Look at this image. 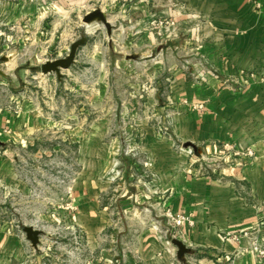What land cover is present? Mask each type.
<instances>
[{
  "label": "crops",
  "instance_id": "1",
  "mask_svg": "<svg viewBox=\"0 0 264 264\" xmlns=\"http://www.w3.org/2000/svg\"><path fill=\"white\" fill-rule=\"evenodd\" d=\"M43 1L50 6L40 3L34 7L37 20L48 15L60 16L64 11H81L86 15L100 6L116 27L109 35L99 23L84 25L88 41L79 49L75 63L99 68L106 76L111 54H117L118 69L133 71L141 67L140 58L153 57L150 64L157 68L160 61L155 59L178 55L193 57L189 70L196 69L193 73L201 75L194 80L181 77L171 85V99L162 101L165 114L170 107L177 112L173 115V138L159 137L150 125L162 114L158 106L153 111L159 113L126 115L121 112V100L117 103V119L145 123L136 135L142 138L139 152L146 155V160L139 163L129 159L122 165L126 189L123 212H133L132 220L145 215L149 221L141 229H117L116 233L125 235L136 230L135 245L127 255L119 253L115 260L104 257L100 264H264L248 250L247 240L232 238L234 233L253 229L264 221V0ZM22 3L27 4L28 0ZM61 21L64 20H55ZM55 44L50 42L48 52H53ZM131 55L136 58L128 59ZM170 68L175 70L174 66ZM182 68L188 66L182 64ZM63 73L66 74L65 70ZM200 103L205 106L203 109L193 108ZM86 107L85 121H92L93 111H88L93 108L91 99L86 100ZM136 108L134 102L132 109ZM38 111L29 105L20 113L0 108V136L6 141H41L47 132L45 117ZM109 115L108 110H102L101 116L91 122L87 137H105L108 125L104 123L110 121ZM174 138L198 146L202 158L215 154V160L224 159L222 147L226 144L242 151L251 147L254 155L226 156L224 162L213 164L214 174L200 175L207 164L179 158ZM4 166L6 172H11L9 163L1 162L0 168ZM111 166L102 164V170L109 171ZM89 168L93 167L85 169ZM85 174L79 208L80 217L85 219L82 230L92 239L115 229H106L108 206L103 204L100 193L105 176L100 183L90 177L93 173L87 170ZM126 179L133 182L129 184ZM128 185L136 187V192L133 189L128 193ZM139 203L146 205L136 209L134 204ZM169 209L173 214L192 217L194 223L168 229L172 224ZM156 218L167 224L162 226L161 222L159 228ZM99 220L101 229H93L94 222ZM169 230L180 232L179 240L189 253L197 251L199 257L195 261L188 258L183 263L162 252L163 246H167L163 235ZM16 232L9 221H0V251L12 252L20 246L24 257V250L34 244L28 238L15 239Z\"/></svg>",
  "mask_w": 264,
  "mask_h": 264
},
{
  "label": "rangeland",
  "instance_id": "2",
  "mask_svg": "<svg viewBox=\"0 0 264 264\" xmlns=\"http://www.w3.org/2000/svg\"><path fill=\"white\" fill-rule=\"evenodd\" d=\"M22 1L0 0V70L3 73L0 74V108L20 113L29 105L36 112L39 110L38 113L45 117L47 136L30 143L21 138L6 141L0 136V163L7 162L12 167L11 172H6L5 166L0 168V221L7 220L16 229L15 239L26 241L25 224L40 231V239L36 246L24 250V257L20 246L12 252L0 251V264H100L104 257L115 260L119 253L127 255L130 252L138 236L136 230L128 235L118 234L116 230L141 229L147 225V219L149 221L145 215L132 220L133 212H123L122 200L126 189L122 165L129 159L139 163L146 160V155L139 152L143 147L142 138L136 135L145 123L117 119V103L121 100V112L126 115L159 113L156 109L153 111L158 106L162 114H158L157 120L155 118L150 125L159 137L171 138L173 115L177 112L170 107L169 113L165 114L161 108L164 106L162 101L171 99V85L181 77L194 80L201 75L193 73L196 69L189 70L193 57L174 55L155 59L160 61V68L151 66L153 57L140 58L141 67L133 71L115 66L117 54H111L106 76L99 68L91 69L81 62L70 67L72 71L66 69L61 79L56 73L43 74L41 64L65 57L72 42L86 35L84 25L89 24L84 23L85 14L81 11H64L60 16L48 15L37 20L34 7L40 3L50 6L48 2L28 0L25 4ZM96 8L103 10L100 6ZM57 19L65 22H55ZM95 23H99L107 33L102 22ZM98 36L101 38L103 35L99 32ZM50 42L56 43L53 52H48ZM182 64L188 68L183 70ZM171 66L175 70H171ZM87 99L93 101L92 110H88L93 111L92 121L101 116L102 110L109 111L110 121L104 123L108 125V134L103 138L86 135L91 132L92 122L85 121ZM134 102L136 109H132ZM204 107L201 103L193 106L197 110ZM95 124L102 125L99 122ZM174 139V150L179 158H189L195 164H207L200 175L214 174V163L224 162L229 155L244 157L235 152L248 149L237 150L226 144L222 147L224 159L215 160V154L202 158L198 146ZM182 149H185L183 156ZM106 163L112 165L109 171L102 170V164ZM87 166L93 168L85 169ZM87 170L93 173L88 175L100 183L102 175L106 177L108 174V179L103 178L106 182L100 193L103 194V204L108 206L106 229H115L111 230L113 233L95 235L92 239L87 238L82 230L85 219L80 217L79 208ZM127 189L128 193L133 189L136 192L132 185ZM134 205L136 209H143L146 204ZM157 219L159 228L161 222L162 226L167 224L165 220ZM100 220L94 222L93 229H101ZM170 221L172 224H168V229H181L171 218ZM163 236L167 246H163L162 252L168 253L173 260L179 259L184 263L188 258L195 261L199 257L197 251L189 253V250L182 256L179 246L173 243L174 239H179V231L169 230Z\"/></svg>",
  "mask_w": 264,
  "mask_h": 264
},
{
  "label": "water",
  "instance_id": "3",
  "mask_svg": "<svg viewBox=\"0 0 264 264\" xmlns=\"http://www.w3.org/2000/svg\"><path fill=\"white\" fill-rule=\"evenodd\" d=\"M83 21L85 24H93L94 22H102L107 29L109 35L112 34L113 25L110 23L107 14L96 8L93 11L87 13ZM88 41L87 35H82L79 39L72 42L69 52L65 57H59L52 60H46L41 64V71L43 74L56 73L58 78L61 79L63 76V70L69 69L76 62V57L79 49L84 46ZM136 56L131 55L128 59H135ZM0 74H3L0 70ZM24 231L27 235V238L36 246L39 243L40 231L35 229L33 226H25ZM173 243L179 246L180 250L183 253H186L187 248L184 246L183 242L179 239H174Z\"/></svg>",
  "mask_w": 264,
  "mask_h": 264
},
{
  "label": "built area",
  "instance_id": "4",
  "mask_svg": "<svg viewBox=\"0 0 264 264\" xmlns=\"http://www.w3.org/2000/svg\"><path fill=\"white\" fill-rule=\"evenodd\" d=\"M147 3L150 2L146 0ZM235 154H243L244 157H251L254 155V151L251 148H248L244 152L237 151ZM168 216L173 220V223L176 226L182 227L186 224H193V218L183 214H173L169 209L167 212ZM234 240L245 239L248 241V250L252 252L258 259L264 261V221L261 222L258 226L250 230H244L240 233H234L232 235Z\"/></svg>",
  "mask_w": 264,
  "mask_h": 264
}]
</instances>
